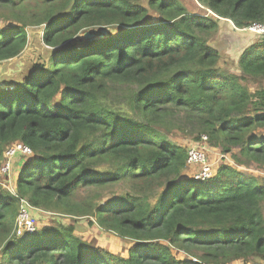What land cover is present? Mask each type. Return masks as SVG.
Returning <instances> with one entry per match:
<instances>
[{"label": "trees", "instance_id": "obj_1", "mask_svg": "<svg viewBox=\"0 0 264 264\" xmlns=\"http://www.w3.org/2000/svg\"><path fill=\"white\" fill-rule=\"evenodd\" d=\"M194 1L198 12L180 0H0V62L23 51L29 27H42L50 49L47 65L0 84V166L8 147L31 150L13 191L0 188V264H264V183L243 172L264 169V35L249 30L264 26V0ZM219 20L255 37L239 74L217 69L208 41ZM98 28L108 35L71 43ZM249 80L261 84L251 92ZM110 93L127 116L103 104ZM183 129L229 162L203 181L185 176L187 149L166 141ZM121 185L120 195L79 198ZM22 200L87 218L128 240L126 255L73 223L16 237Z\"/></svg>", "mask_w": 264, "mask_h": 264}, {"label": "rangeland", "instance_id": "obj_2", "mask_svg": "<svg viewBox=\"0 0 264 264\" xmlns=\"http://www.w3.org/2000/svg\"><path fill=\"white\" fill-rule=\"evenodd\" d=\"M180 1L186 5V8L189 12H198V7L194 0ZM154 18L155 16L153 15L152 19ZM219 23L221 28L208 41L209 45L217 48L220 53L217 69L221 72H232L239 74L237 66L239 52L246 46L247 42H251L250 40L254 39L255 37L251 36L250 40H245L244 38L240 37H244V35L250 36V34H244L245 32H241L240 30L234 28L231 23L226 22L225 20H219ZM102 30H105V35H108L109 29L106 28H98L96 31L94 29L86 30L83 33L77 35L71 41V43L77 47L84 46L88 43V41L101 35ZM26 31L28 41L23 51L12 59L0 62V84H5L9 88L13 87L15 84H18V82L24 76L31 74L34 68L42 67L48 64L50 49L42 41V27H29L26 29ZM246 83L248 89L251 92L255 91L261 84L260 82L258 83L252 80H249ZM102 102L106 107L113 111H117L123 116H127V114L130 112L124 98L119 93H110ZM189 133V130L186 129L180 131L174 130L170 136L166 137V141L187 149L194 140L192 135ZM208 148L210 149V152L207 155V161L212 166L213 171L216 166L228 161V159L224 158L225 153L222 152L218 147L211 148L208 145ZM233 151H235V149ZM19 154L20 153H17L10 157L8 161L9 169L6 172L3 173L0 171V188L10 193L13 191L15 186L16 174L19 171L21 164L24 162V158H20L21 156ZM227 157L230 159L231 155L229 154ZM186 166L187 168L185 171V176L195 178L196 174L199 172V166L196 164L187 163ZM254 167L257 168V166ZM243 172L248 176L254 177L258 182L264 183V169H261V171L255 170V172L244 170ZM126 189V186L122 187V185L108 187L99 191L82 189L79 193V198H85L86 196L91 195L95 196L96 199L103 200L113 194L120 195ZM261 210L264 216V202L261 203ZM31 216L35 222V230L41 228L42 226H54L56 224L58 225L59 223H73L76 228L77 235H79L81 238L91 240L92 243L99 245L115 254L126 255L124 248L127 247L129 243L128 240L120 239L111 232L102 231L100 228H96V226L89 225L88 219L85 217L74 219L70 218L69 216L44 213L40 209H32Z\"/></svg>", "mask_w": 264, "mask_h": 264}, {"label": "built area", "instance_id": "obj_3", "mask_svg": "<svg viewBox=\"0 0 264 264\" xmlns=\"http://www.w3.org/2000/svg\"><path fill=\"white\" fill-rule=\"evenodd\" d=\"M249 30L259 34L264 35V26L259 24H253L249 27ZM207 137L205 135L201 136V141H192L193 143L189 145L186 150V163L196 164L199 166V172L196 174L197 180H206L213 176V168L207 161V155L210 152L208 145L206 143ZM20 153L21 157L24 159L31 156V150L20 143L14 144L5 150V160L0 166L1 172H6L9 169L8 161L10 157L14 154ZM32 208L25 200L20 202L19 210L14 221V226L12 229L13 235L20 237L24 234L34 233L36 227L33 217L31 216ZM39 210V209H37ZM194 261V259H193Z\"/></svg>", "mask_w": 264, "mask_h": 264}, {"label": "water", "instance_id": "obj_4", "mask_svg": "<svg viewBox=\"0 0 264 264\" xmlns=\"http://www.w3.org/2000/svg\"><path fill=\"white\" fill-rule=\"evenodd\" d=\"M105 34H106V31H105V30H102V31H101V36H102V35H105Z\"/></svg>", "mask_w": 264, "mask_h": 264}, {"label": "crops", "instance_id": "obj_5", "mask_svg": "<svg viewBox=\"0 0 264 264\" xmlns=\"http://www.w3.org/2000/svg\"><path fill=\"white\" fill-rule=\"evenodd\" d=\"M246 36H247V35H244V39H245V40H248L249 36H247V37H246Z\"/></svg>", "mask_w": 264, "mask_h": 264}]
</instances>
